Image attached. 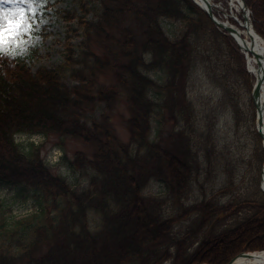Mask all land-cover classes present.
<instances>
[{
  "label": "trees",
  "instance_id": "obj_1",
  "mask_svg": "<svg viewBox=\"0 0 264 264\" xmlns=\"http://www.w3.org/2000/svg\"><path fill=\"white\" fill-rule=\"evenodd\" d=\"M243 1L264 39V0ZM78 2L79 13L64 15L78 41L67 35L56 66L33 71L25 57L0 52V184L33 203L16 217L0 199V264H227L264 250V193L253 173L264 152L255 148L237 170L214 117L201 127L188 95L205 74L239 125L232 78L251 85L233 39L192 0ZM121 98L127 142L110 121ZM35 133L60 145L81 140L92 156L67 160L72 181L42 145L15 140Z\"/></svg>",
  "mask_w": 264,
  "mask_h": 264
},
{
  "label": "rangeland",
  "instance_id": "obj_2",
  "mask_svg": "<svg viewBox=\"0 0 264 264\" xmlns=\"http://www.w3.org/2000/svg\"><path fill=\"white\" fill-rule=\"evenodd\" d=\"M211 2L213 4L212 10L215 11V14L221 20L227 21L229 15L239 19L238 14L241 11L237 8L236 3H234V7L230 11L229 0H211ZM79 6L78 0H35L34 4L25 3L24 0H19L17 4L9 3V0H0V10L7 11L17 7L23 8L31 24L30 30L22 31L17 36H11V38L6 39L5 43L0 45V52L8 56L25 57L26 62L29 63L33 71L41 66L47 68L56 66L62 60L63 45L67 35L72 37L74 43L78 41L72 32H68V29L76 27V21L68 22L64 15L67 12L79 13ZM33 8L35 9L34 11L32 10ZM229 22L232 24L230 18ZM0 25L6 28L7 21L0 19ZM240 54L243 59L244 71H246L244 56L242 52ZM106 75L109 76L107 73ZM201 75L198 74L191 79L188 89L189 99L194 102L198 112L200 126L204 127L207 119L214 117L215 137L218 139L219 145L226 148V155L236 169L244 173L246 163L251 159L255 148L258 147L259 150L264 152L261 137L254 134L256 132V110L250 104L251 91L242 83L243 79L236 80L235 77L232 78L234 90L239 97L238 107L241 111V122L237 125L234 119L236 114L229 102L230 98L211 85L205 74L201 73ZM248 76L252 89L253 78L249 74ZM101 79H104V76ZM234 79L239 83L234 81ZM128 116L124 98H121L111 114L110 121L115 135L122 142H127L128 140L126 128ZM15 140L22 145L30 142L42 145L41 155L46 162L54 166L55 172L67 176L72 181L75 178L69 174L70 172L64 165L67 160L73 158L75 151H82L89 155L88 157L92 156V148L78 139H63L62 145H60L61 140L56 135L44 136L35 133L30 135L18 134L15 136ZM56 164H59V166H56ZM263 164L264 156L259 168L257 166L253 168V173L259 174L258 189H260L261 185ZM152 187L154 188L151 190L152 192L157 190V193H159L158 186ZM14 194L15 190L13 187L0 184V199L10 204L12 214L16 217L30 214L33 211L32 201L23 202L20 200V196L16 198V194ZM199 197V192L193 194V198Z\"/></svg>",
  "mask_w": 264,
  "mask_h": 264
},
{
  "label": "bare ground",
  "instance_id": "obj_3",
  "mask_svg": "<svg viewBox=\"0 0 264 264\" xmlns=\"http://www.w3.org/2000/svg\"><path fill=\"white\" fill-rule=\"evenodd\" d=\"M200 6L208 9L212 7L211 0H195ZM236 3V1H235ZM237 8L241 7L240 2L236 3ZM229 29L230 33L233 34L237 45L239 46L244 59L245 68L250 76L253 78L254 86L256 80L259 79L263 74L264 63L261 59L264 55V42L262 39L252 30L249 24L245 21H239L240 27L235 25L225 24ZM253 88V86H252ZM256 90H259V95H256ZM254 95L258 99V107L260 109L259 124H255V130L259 131L261 136L262 145L264 148V83L259 89L254 90ZM261 186L264 189V164L262 168V180ZM264 263V252L260 255L254 254L251 256H239L233 264H263Z\"/></svg>",
  "mask_w": 264,
  "mask_h": 264
},
{
  "label": "snow or ice",
  "instance_id": "obj_4",
  "mask_svg": "<svg viewBox=\"0 0 264 264\" xmlns=\"http://www.w3.org/2000/svg\"><path fill=\"white\" fill-rule=\"evenodd\" d=\"M25 3L34 4L35 0H24ZM9 3L17 4L19 0H9ZM35 10L34 8L32 9ZM0 19L7 21V27L0 25V45H3L6 39L11 36H17L22 31H28L31 28L29 17L23 8L17 7L12 13L8 14L0 10Z\"/></svg>",
  "mask_w": 264,
  "mask_h": 264
},
{
  "label": "water",
  "instance_id": "obj_5",
  "mask_svg": "<svg viewBox=\"0 0 264 264\" xmlns=\"http://www.w3.org/2000/svg\"><path fill=\"white\" fill-rule=\"evenodd\" d=\"M194 1V3L196 4V5H198L207 15H208V17L212 20V22H214V24H216L218 27H220V28H222V29H224L232 38H233V34L232 33H230V31H229V29L227 28V26L224 24V23H222L221 21H219L214 15H213V13H212V9H211V7H209L208 9H205L204 7H202V6H200L195 0H193ZM240 1V4H241V6H242V8L244 9V10H247V13H250V11H249V9L246 7V5H245V3H244V1L243 0H239ZM231 6V5H230ZM245 23H247V17L245 18ZM248 24V23H247ZM252 27V26H251ZM252 30L256 33V31L253 29V27H252ZM257 34V33H256ZM258 35V34H257ZM261 39H262V41L264 42V39L260 36V35H258ZM235 41V40H234ZM236 44H237V42H236ZM239 47V46H238ZM262 60H263V63H264V55L262 56V58H261ZM264 83V67H263V74H262V76L259 78V79H257L256 80V83H255V86L253 85V88H252V91H251V97H252V100H253V103H254V106H255V108H256V118H255V124H259V115H260V109H259V107H258V99H257V97L254 95V90L256 89V87H257V89H259V87L262 85ZM256 95H259V90H256ZM257 131V130H256ZM257 132H259V131H257ZM259 134V133H258ZM260 189L264 192V189L262 188V186L260 187ZM264 252V250H262V251H255V252H249V251H247V252H242V253H240L239 255H237V256H235L233 259H231L227 264H233L234 263V261L239 257V256H251V255H254V254H258V255H260V254H262ZM264 264V263H263Z\"/></svg>",
  "mask_w": 264,
  "mask_h": 264
},
{
  "label": "clouds",
  "instance_id": "obj_6",
  "mask_svg": "<svg viewBox=\"0 0 264 264\" xmlns=\"http://www.w3.org/2000/svg\"><path fill=\"white\" fill-rule=\"evenodd\" d=\"M14 10H16V9H9V10H7V11H5V12L8 13V14H10V13H12Z\"/></svg>",
  "mask_w": 264,
  "mask_h": 264
}]
</instances>
